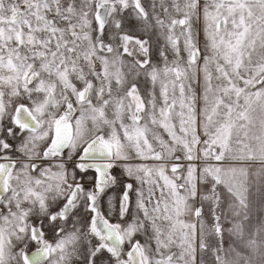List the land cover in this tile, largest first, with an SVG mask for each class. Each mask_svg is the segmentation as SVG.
<instances>
[{
    "label": "snow or ice",
    "instance_id": "1",
    "mask_svg": "<svg viewBox=\"0 0 264 264\" xmlns=\"http://www.w3.org/2000/svg\"><path fill=\"white\" fill-rule=\"evenodd\" d=\"M0 264H264V0H0Z\"/></svg>",
    "mask_w": 264,
    "mask_h": 264
},
{
    "label": "rangeland",
    "instance_id": "2",
    "mask_svg": "<svg viewBox=\"0 0 264 264\" xmlns=\"http://www.w3.org/2000/svg\"><path fill=\"white\" fill-rule=\"evenodd\" d=\"M145 4L147 5L148 3H150V0H144ZM196 28H197V31L199 32V35H198V39L200 41V44L201 46H203V42H204V37H203V20H202V16H201V19L199 22H197L196 24ZM139 34V33H137ZM177 34H178V30H177ZM152 44H153V62L159 67L161 66V64H163L164 66V60L162 57H160L159 55V48H163L164 51H165V54L167 55L168 57V61L171 62L174 57H173V54L171 52V49L167 46V43L164 39V34L163 33H160V32H156L155 35L152 36ZM126 59H128L126 57ZM125 71H127V69H125ZM129 79H131V77H129ZM140 82H141V87H142V90L144 88V80H143V77L140 78ZM150 87V85H149ZM197 92H198V89H197ZM109 115L111 116V112L109 111ZM133 163H137V160H134L132 161ZM259 167V163H253L252 164V168L255 169ZM122 172V169H116L115 171V174L117 176H120ZM122 179L124 177H121ZM110 191V194H114L113 190H109ZM210 222V221H209ZM226 227H229L230 225H228L227 223H225ZM225 247H227V244L225 245ZM175 250V249H174Z\"/></svg>",
    "mask_w": 264,
    "mask_h": 264
},
{
    "label": "crops",
    "instance_id": "3",
    "mask_svg": "<svg viewBox=\"0 0 264 264\" xmlns=\"http://www.w3.org/2000/svg\"><path fill=\"white\" fill-rule=\"evenodd\" d=\"M160 68H163L164 66H163V64H161V66H159ZM198 89V93H199V91H200V89L199 88H197ZM158 90H159V86L157 85V92H158ZM141 162H143V163H149V164H151L152 163V161H139V160H137V163H141ZM196 163H197V165L198 166H201V165H203V163H204V161H202V160H198V161H196ZM210 163H213V164H215V163H217L216 161H210ZM55 170V169H54ZM210 223V222H209ZM225 227H226V225H225ZM226 245V244H225Z\"/></svg>",
    "mask_w": 264,
    "mask_h": 264
}]
</instances>
